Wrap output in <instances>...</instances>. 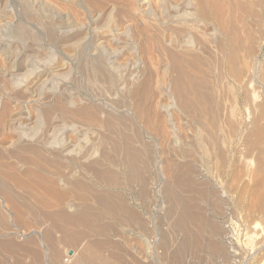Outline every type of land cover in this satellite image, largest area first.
I'll list each match as a JSON object with an SVG mask.
<instances>
[{
    "label": "bare ground",
    "instance_id": "bare-ground-1",
    "mask_svg": "<svg viewBox=\"0 0 264 264\" xmlns=\"http://www.w3.org/2000/svg\"><path fill=\"white\" fill-rule=\"evenodd\" d=\"M84 1H86V3L88 4L87 6L89 9V13L91 14L90 17H92V18H90V17H89L90 19L86 18L88 21L85 20V23L81 22L82 24H80L79 20L75 18V20H78V23L76 24L75 23L76 21H74L73 24L75 23L74 26L77 25V27H74L75 29L65 28V30L66 29L67 30L61 32V34L63 36L67 37V36L71 35L72 33H74V32L76 33L77 31H79L80 34L84 35L83 38H81L83 35L82 36L79 35V37H80L79 40H80V43L82 45H81V47L75 46L73 49L72 48L73 42L71 40V43L70 42L69 43L72 45V46L71 45L70 46H71V49H73V50H71L70 48H66L64 45H62V46H64L66 48L65 49L66 55H68L69 58H72L73 60H75L74 57H76V56L72 54V51H74V50L76 51V49H77V52H78L79 49H82V50L87 49L86 50L87 54H86V56H84V60H83V61H85L83 63L84 65H82L80 67L81 72H83V77L86 76L90 81L92 80L95 83L97 81V82H99V85H100V83L103 84V88H102L103 90L100 87L99 88L101 89L100 91H104V93L108 94L107 104L113 105L118 110L121 109L122 114L120 116H117V117L112 116L111 113H107V112L105 113L104 112L105 108H103L104 109V111H103L101 108L102 106H99V107L98 106H90V107L82 106L85 108H80V107H77L76 100L73 101L70 97H66L65 95H63L66 97V98H64L63 96L59 95L60 93L57 94V92H63V91L59 87V88H57L58 91L56 92V88H55V90L53 89L54 85L52 84L51 79L53 77H56V76L57 77L63 76L62 71H65V69H66L63 60L59 56H57V54H55V55L53 54V57L50 60V62L48 59L49 56H47V54H46L47 58L43 57V60H44V58H46L48 60L45 59V62L42 61L43 63L42 64L40 63L39 67H35V68H33V65L30 64V62L32 61L31 60L32 58L30 59L31 61L29 60L30 62L26 61V63L23 64L24 68L20 67L19 64H16L15 61H12V60H11L12 62H10V65L8 68H5L4 65H6V64L0 65V80H2L5 89L8 91V94H6L7 96H4L5 98L0 100V138H1V141H4L3 144H5V142H7L9 140L10 134L16 133L15 132L16 127L19 129L21 128L23 131L34 129L35 130L34 132H36L37 131L36 127L41 128V130H42V132L37 131L41 135H39L36 138H35L34 134L29 135V132L27 131L24 133L25 135H22V133L20 134V132H19V135L15 136L16 137L15 140H13V141L10 140V143L13 144V148H14V152L10 155V157L15 158V160H17V164L20 165L21 167L31 166V169H25L26 168L25 167L24 169H21L19 171V174H18L17 172H14V170L18 169L17 167H15L16 169H13L12 168L13 166L11 167V165L10 166L7 165L5 167L3 165L4 163L2 164V162H0V230H6L4 235H3L2 231L0 232V233H2V235L0 234V237H2V238L4 237V239L6 238L5 240H3L2 238H1L2 240H0V254H2L3 252H5L7 254H11L13 256V261L10 264H24L25 263L24 260H26V259H29L31 264L34 263L35 261H37L36 264H38L39 258L41 259L42 264H67L68 260H65L64 257H62V253L60 252L58 247H56L57 242L62 241L63 243H66V245H67V243L68 244L71 243L72 244L71 246H73L74 244L78 243V241L82 238L83 235H86V234L82 233L83 232L82 228H81L82 229L81 233L79 231L77 233H74V234H72V232L68 233V231L65 230L66 226L68 225V223H67V225L65 226V229L61 228V230H59L60 238L58 239V237H57V240H56V238H55L56 236H54L52 234L53 231L50 232V229H52L53 227L50 226L49 230H45V229L42 230L41 229L43 223H42V225H40L38 223L39 222L41 223L42 220L41 221L39 220L38 223L37 222L33 223L31 221L26 222L25 220H22L23 217L21 218V216H23V215L22 214L20 215V212L23 211L25 208L23 207V210L20 209L21 211L19 212V209H18L19 205H17L18 202L15 201L17 199L15 197H13V195H14L13 193L15 191L12 192V195H10V193H8L9 192L8 190L10 188H11L10 191L12 190V186L16 187V188L18 187L19 189L24 188V190H26L25 188H27V190L29 189L31 191V194L33 192V194L35 195L34 199H36V201L35 200L34 201L37 204L40 203L42 206L44 205L47 207H50L51 205L52 206L56 205L57 207H59L60 208L59 210L55 208V210H58L55 213H51L52 211H54V209L51 211L50 209L47 210V207L46 208L42 207L43 209H45L47 211H49V210L51 211V212H48L50 214H48L45 211V215L44 214L43 215H44V219H46V220L52 222V224H54V227H55L56 222L59 223V221L60 222H66L67 221V222L74 224L75 227L77 225H79V226L86 228L89 231H93L95 233L104 234L106 231H109V229H107V227L105 225H102L101 222H100L101 223L100 224L97 221L98 219H100L99 213L98 214H97V212L94 213L91 211L92 209L90 210L89 208H86L85 206L79 207L81 209H79V208H77V210L74 209L76 207V206H74L76 203L74 205H73V203L76 200L84 201V200H86L88 195L90 196V194L87 195V193H86L87 189H89V187H87V185H86L87 182L84 183L82 181L80 182V180H79V181L73 182L72 184L68 183V184H70V186H68L69 187V191H68L69 193L68 194L71 193V196H72V194H75V197H73L74 195L72 196L73 197V200L71 199L72 201H74V198L76 199L73 203L69 199L72 203V204H69L70 201L67 199L68 195L66 197L67 193L65 192L66 194H64L63 191H62L63 192L62 193L60 191V189L58 188V186L60 187L59 182H61V181L65 182V181L61 180L62 178H60V177H64V175L63 176L60 175V177H59V175H57L59 177L57 179V181L50 180L49 177L46 176L48 169H45V167L43 166V165H48V167L51 168V167H54L56 165V167L60 168V165L63 166V164H64L63 160H62L63 163L60 164V158L69 159V158H67L69 156V155L67 156V154H70V153L67 151V148H68L67 146L70 143H72L74 138L71 136L73 138V140L68 139L69 135L67 136V133L69 132L68 131L69 129L66 127V120H67V118H70V119L76 118L78 121H79V119H81L86 124L85 125L86 127H87V125L92 126V127H96L97 125H99V126H102V128H106V129L107 128L109 129L111 126H113V124H117V126L119 127V124L120 125H125V124L134 125L135 123L139 122L142 124V125L141 124L140 125L145 128V131H146L145 133H148L147 132L148 129L151 130V133L152 132L154 133V135L150 136V138L155 137L157 140L160 139L162 141V143L167 142L166 140H169L172 136L173 144L175 145L173 152L170 149H169L171 151L170 153L167 151L169 153V157H166L168 155H165V157H164V155L162 153L164 159L161 163V167H162L161 177H163V181L161 183L160 188H161L162 202L165 205V209L163 211L164 213H161V214H164L165 218H167V220H168V223L164 222L166 224L165 228H162L164 226L161 227L162 231L163 232L165 231L163 233V236L159 240L156 238L155 239L158 242H161L163 244L166 243L165 245H167L168 242H166V238H168V234H167V237L165 236V234H166V232L167 233L169 232L168 231L169 229L172 230V232L174 231V233H176V234L180 233L182 235V237L178 241V248L177 247L174 248V249H177V253H175L177 258L175 260L174 259L175 257H173L172 261L175 260V262H176V263L173 262V264H182V262L184 261L183 255H184V252L186 250V247H188L189 245L190 246L196 245V248H198L197 245L200 242L199 241L200 238L199 239L197 238L198 236H197L196 231H199L200 229H202L201 228V227H203L202 222L204 224L207 223L206 219H204L206 221V223H205V221H202V219H203L202 214H204V212L202 214H200V212L196 211V208H199L200 206L199 205H198L199 207L196 206L197 202H196L195 195H194L195 193H197V195H198V193H199V195H200V193H202L201 192L202 190H200V186H207L208 182H206V178H205V176L207 174L205 176H204L205 173H200L198 175L199 172L197 173L196 172L197 170L195 171V169L193 168V165L191 166L186 161L187 158H193V159L195 158L193 156H196V154L193 153V155H192V152H194V150L198 151L200 158H214V159L219 160L220 162H225V161L229 162L230 159L228 160V158H229L228 156H229V149L231 147H232L231 149H233V148L235 149L236 147L238 148V146H240L241 148L238 151L239 156L236 157V155H235L236 153L233 152L235 154H233L230 158H241L242 156H244V154L247 155L249 152H252L253 150H255L257 152L255 154L258 155V157H257L258 159H257V163H256L257 170H255L256 173L253 172L255 174L254 175L255 176V181H254L255 183L253 182L255 184V187H254L253 192H251L252 193L251 194L252 198H250L251 205L250 206L248 205L249 207H251V209L250 208H248V209L253 210V211H258V212H260V214H261V212L264 213L262 210V204L264 201L263 200L264 199V197H263V195H264L263 194V191H264V84L260 85V93L257 97L258 100L248 99V89L250 88V85L254 82V79L256 77L257 68H258L257 66L259 64L258 58H259V54L261 53V49H262L261 47H262V45H264V34L261 32L260 34L258 33V35H257L255 32L254 26L251 25V22L249 23L246 20L247 17H251V19H252L253 14H254L252 5L255 2H251L249 0H247V2H246V0H244L245 2L244 1H242V2H240V1L239 2H237V1L231 2L229 0H132L129 2H123V0L122 1L121 0H84ZM253 1H255V0H253ZM257 1H256L257 2L256 5L260 4V5H263V7H264V0H257ZM84 8H86V7H84ZM255 10H256V8H255ZM261 10H263V9H261ZM233 11H234V14L237 13L235 11L239 12V14H238L239 18L238 19H239V23H240L239 24L240 29H238V27H236V25L233 23L235 21H232L230 18L231 16H233L231 14V13H233ZM228 12H229V14H228ZM262 13H264V11ZM226 14H228V16ZM104 15L107 16V18L105 17L107 20H109L110 18L112 19V21H111L112 24L110 25V23H111L110 22L109 25L104 24L105 26H103V27L101 26L100 28H95V27L92 28V23L96 22L99 18H101ZM7 16H9V15L7 14ZM258 16H256V17H258ZM5 17H6V15H5ZM83 18H85V17H83ZM234 18H233V20H234ZM59 19H60V17H59ZM248 19L250 20V18H248ZM253 19H254V17H253ZM255 19L253 21L252 20H250V21H252L253 23H256V22H254ZM258 19L256 21H260ZM61 20H62V18H61ZM0 21H4V19L2 18V20H0ZM5 22H6V20H5ZM57 22L62 25V23L65 21H62V23H61V21L59 22L57 20ZM106 22L107 21H105V23ZM257 23H260V22H257ZM20 25H21V23H20ZM262 25H263V23H262ZM62 26H61V28H62ZM255 26H257V25H255ZM50 27H51V25H50ZM56 27L59 28V25L56 24ZM62 29L64 30V28H62ZM59 30H60V28H59ZM84 30H86L85 33H83ZM15 31H18L17 34H19V35H23L25 33V32L23 33V31H25V30L23 29V31H22L21 28L15 29ZM46 31L48 32V30H46ZM239 32H241L243 34V36H241V33H239ZM48 33H50V31ZM51 34H53V33H50L49 35H51ZM16 35H14V36H16ZM28 36L31 37L32 36L31 33L29 35H27V38H28ZM34 36H36V35L34 34ZM31 38H33V40H34L33 36ZM71 39H72V37H71ZM61 40H63V39H61ZM79 40L77 39V42ZM50 42H51V40H50ZM77 42H75V43H77ZM51 43H53V41ZM62 43L63 42H61V44ZM75 43H74V45H75ZM86 43H88V46L85 45ZM67 45L69 46V44H67ZM259 45H261V46H259ZM77 46H79V45H77ZM37 50L38 49H36V51ZM81 51L79 50V52H81ZM38 52L41 53V51H38ZM240 52H241V55H240ZM50 53L52 54L53 52H50ZM32 54H35V53H32ZM41 54L43 56V52ZM36 55H37V53H36ZM79 55H80V53H79ZM38 56H37V58H38ZM44 56H45V54H44ZM10 57L13 58V56H10ZM33 57H35V56H33ZM17 58L18 57H15L16 60H17ZM262 58H261L262 60L260 63L262 65V67H261L260 72L262 75V79H264V52L262 54ZM23 59H25V58L23 57ZM26 59H28V58L26 57ZM38 60H34V61H38ZM80 61H81V59L78 62H80ZM8 64H9V62H8ZM80 64H82V63H80ZM80 64H79V66H80ZM217 65L222 66L224 68V69L223 68L218 69L219 71L222 70L220 72L221 76L219 79L224 80L225 83L228 86L231 85V88L233 89L234 95L232 97V100L231 101L226 100L227 102L232 103L230 109H227L225 107V105L223 104L224 101L223 102L222 101L216 102V101H214V99H212V96H211V94H212L211 92H213L214 90L211 91L212 88L211 87H210L211 89L209 88L207 77L209 76V73L211 71L210 70L211 67L217 66ZM1 66H4V67H1ZM75 67H76V65H75ZM69 70L67 69L66 72H68ZM213 73H210V74H213ZM66 74H69V73H66ZM218 75H220V74H218ZM212 76L210 75L211 78H212ZM258 76H260V75H258ZM65 78H66V76H65ZM55 79H57V78H55ZM62 79H64V76L62 77ZM88 79H85V80H88ZM219 79L216 81L211 79L210 81L211 82H212V80L214 82L218 81L217 83H219ZM55 84H57V82ZM219 84H218V86L221 85V84L220 85ZM257 84L258 83H256L255 85H257ZM58 85H59V83L57 84V86ZM212 85L213 84H211V86ZM253 85H254V83H253ZM213 87H215V86H213ZM222 87H223V85H222ZM224 87H223V89H224ZM219 88L220 87H218L217 91H219ZM63 90H64V88H63ZM220 92L222 93V89ZM227 92H229V91H227ZM101 93H103V92H101ZM224 94H228V93H226V91H225ZM221 96H223V93ZM228 96H224V97L226 98ZM30 98L33 99L31 105H32L34 115H32V114L29 115V114H27V111H25V106H27V104L29 103L28 101H30ZM219 98H220V96H219ZM75 99H77V98H75ZM243 105L246 106L245 108H247L248 110L252 109L255 111V116H250V118L251 117H254V118L251 121L250 126L251 125L252 126H251L250 130H248L249 131L248 135H246L247 133L245 132L246 136L243 134V131L246 130L248 127H246V129H243V126H242L241 121L239 119L240 118L239 117L240 116V107ZM247 112L249 113V111H247ZM252 114H253V112H252ZM99 115L101 117H99ZM172 116L175 119H178L177 121L173 120L178 125H177V127L175 125V129H174L175 133H172L173 130H172V132L170 131L171 136L169 138V131H167L166 129L169 128L171 130V128L173 129V127H172V124H170L169 127L166 126L167 128H165L164 125H167V124H165L164 119L165 118L173 119V118H171ZM76 119H75V122L73 119L74 124L77 123ZM170 121H172V120H170ZM79 123H80V121H79ZM82 125H83V123H82ZM74 127L72 126L73 129H74ZM113 127H116V126H113ZM128 127H130V126H128ZM128 127H127V129H128ZM143 127H141V128H143ZM119 128H117V129H119ZM114 129H116V128H114ZM75 130H77V128H75ZM128 130H131V129H128ZM73 132L74 131H72V133ZM121 132H122V136L120 138L116 137V138L120 139L121 142H123V146L121 147V149L118 147V149H120V151H117V148L115 146H113L112 144L110 146V147L113 146V148L116 149V152H118V154H117L118 158H114V160L109 159L104 154L106 151L104 152V150H103L102 154L100 153L98 155L99 159H97L95 161L93 160L94 162L92 161L91 163H88L87 165H83L85 167V169L82 171L87 170V172L88 171L91 172V174L95 177V179L100 184L107 185L108 187H113V186L120 187L122 185V181H121L122 178H124L125 181L130 180L132 182L133 180H135V181L137 180L140 183H143V181H141L142 180L141 179V173L143 175L142 171L144 168L142 169V167L145 165V163L143 162V160H141L140 157H142V156L140 155V153L143 152L144 150L143 151L141 150V152H139V150H137L135 147L136 145L131 144L132 142H135V141H132L129 143V141L134 140V139L128 138L129 133H127L128 137H126V135L123 133L122 130H121ZM121 132H120V130H118V133H121ZM54 133H59L57 135V137L58 138L61 137V141L57 145H53V141H54L53 139H56L55 137H53ZM72 133H71V135H72ZM113 133L115 134V132H113ZM137 133L135 132V134H136L135 137L137 136ZM151 133H149V135L153 134V133L152 134ZM75 134L77 135L76 132H75ZM123 134L125 136H123ZM78 135H77V139L79 137ZM115 135H117V134H115ZM118 136H120V135H118ZM99 137L101 138L102 136L101 135L98 136V139H99ZM104 137H105V135L103 136V138ZM139 138H141L140 135H139ZM12 139H14V138H12ZM187 139L189 141H187ZM107 140H109V139H107ZM89 141H91V140H89ZM94 141H96V139L93 140V142ZM101 141H106V140H101ZM139 141L141 142V140H139ZM146 141H144V142H146ZM152 141H154V140H152ZM169 141L171 142V140H169ZM169 141H168V143H169ZM73 142L77 143L75 141H73ZM114 143H116V141ZM168 143H166V144L168 145ZM100 144H101V142H100ZM117 144H118V142L115 145H117ZM142 144H145V143H142ZM92 145L94 146L95 144H92ZM101 145H103V144H101ZM146 145H147V143H146ZM146 145H144V146L146 147ZM69 146L71 147L72 145H69ZM147 146H149V145H147ZM72 147H71V150H73ZM168 147H169V145H168ZM172 147H173V145H172ZM69 148H68V150L70 151ZM165 148H166V146H165ZM92 149L95 151L94 147ZM86 150H87V148L85 149V151ZM111 150H114V149L111 148ZM165 150L163 152H165ZM107 151L109 152L108 148H107ZM73 152L74 151H72L71 154ZM98 152H100V150ZM74 153H73V155H74ZM89 153H90V150L88 148V150L84 153L83 156H81L80 159L82 160L83 158H89L90 156L93 157L95 155V152L93 155H91ZM171 153L173 155L172 157L170 156ZM76 154H77V152H76ZM113 155L114 154L112 152V156ZM248 156H250V155H248ZM72 157H74V156H72ZM92 157H90V158H92ZM115 157H116V155H115ZM250 157H252V156H250ZM1 158L3 159L4 156H3V154L0 153V161L2 160ZM106 158H108V159H106ZM145 158H148V157L146 156ZM171 158H176V159H171ZM80 159H79V161H81ZM71 160H72V158H71ZM144 160L146 161V159H144ZM67 161H69V160H67ZM74 161L76 162L75 159H74ZM105 161L110 164L108 167L104 166ZM141 161L143 162L142 167L140 166L142 164H139V163H141ZM188 161H190V159H188ZM88 162H90V161H88ZM212 163H213V161H212ZM84 164H85V162H84ZM70 165L72 166L71 163H70ZM74 165H76V164L74 163ZM74 165L72 166L73 168H74ZM111 165L113 166V168L115 170L112 169ZM236 165L238 167V164H236ZM83 166L81 165V167H83ZM7 167H11L13 170H10ZM207 167H208V165H207ZM229 167H231V166H229ZM67 168H65L64 170H67ZM69 168L71 169V167H69ZM69 168H68V170H69ZM78 168H76V169H78ZM211 168H212V166H211ZM217 168H219V166ZM227 168H228V166H227ZM61 169L62 170L60 171V174H61V172H63V167ZM72 169H71V174H72ZM215 169H216V167H215ZM242 169L244 171V168H242ZM221 170H223V169H221ZM231 170H232V168H231ZM234 170H235V168H234ZM82 171L80 172V175H81ZM218 171H219V169H218ZM49 172L51 173L52 171H49ZM55 172H56V174H58L57 171H54V173ZM69 172L70 171H68V173ZM73 172H75V171H73ZM231 172H230V174H231ZM85 173H86V171H85ZM233 173H235V171ZM82 174H84V173H82ZM230 174H228V175H230ZM237 174H236V176H237ZM52 175H53V173H52ZM68 175L72 176V175H70V173ZM221 175H222V173L220 174V176ZM243 175H244V172H243ZM55 176L56 175H54V179H55ZM244 176H246V174ZM223 177H221V178H223ZM252 177H253V175H252ZM230 178H228V181L230 183H234V182L229 180ZM232 178H233V176H232ZM78 179H80V178H78ZM224 181H221V182L224 183ZM236 181L238 182V179ZM140 183H138V185H141ZM235 183L231 184V185H235ZM239 183H241V182H239ZM66 184H65L66 187L65 186H62V187H65L68 189V187H67L68 184L67 185ZM225 184H227V183H225ZM225 184H224V186H226ZM63 185H64V183H63ZM88 186H90V185H88ZM128 186H130V182H129ZM227 186H228V184H227ZM235 186H233V187H235ZM210 187H212V186H210ZM141 188H140V190H142V192L144 194V192H146V190H143L144 189L143 186ZM212 188H214V187H212ZM219 189L222 190L221 188H219ZM235 189H237V188L235 187ZM239 189H238V192L239 191L244 192L241 189L240 190ZM242 189L244 190V188H242ZM21 190H23V189H21ZM91 190L93 191L92 188H91ZM138 190H139V188H138ZM229 190H232V189H229ZM206 191H208V190H206V188H205V192ZM25 192H27V191H25ZM133 192H135V190ZM218 192H219V190H218ZM218 192H216V190H215L216 194H218ZM225 192H227V191H225ZM235 192L236 191H234V193ZM27 193L29 195V192H27ZM94 193L96 194V192H94ZM119 193H121V192H119ZM229 193H230V191H229ZM247 193H249V192H247ZM37 194L38 195L40 194L39 197L37 196ZM137 194H138V192H137ZM141 194H139V195L141 196ZM15 195H17V194H15ZM241 195H238V196L241 197ZM18 196H20V195H18ZM145 196H147V195L145 194ZM206 196L207 195H205V197ZM224 196H225V194H224ZM226 196H227V194H226ZM226 196H225V199H226ZM29 197H30V195H29ZM92 197H94L93 201L95 199L96 205H98L100 208L108 211L113 216L116 215L119 210H123V212L125 211L126 215L125 216L123 215V217H126V219H127L126 221L128 222V225H129V226L127 225V227H129V231L128 230L127 231L129 233V235H131L132 237L133 236L134 237L139 236L138 237L139 239L142 238V237H140L141 236L140 234L144 231L143 230L144 228L142 227V225H143L142 221H141L142 219L140 220V218H138V216H136L131 210H129L128 207L125 208L123 206L124 204L121 202L120 196L116 192L114 194H111L110 191L109 192H102L101 191ZM69 198H70V196H69ZM214 198H215V196H214ZM241 198H240V200H241ZM203 199H204V197L202 198V200ZM46 200L49 202L51 201V202L49 203ZM89 200H92V199H89ZM144 200H145V198H144ZM217 200L219 201V197ZM136 201H137V199H136ZM200 201H201V199H200ZM204 201H205V199H204ZM248 201H249V199H248ZM206 202H207V200H206ZM22 203H24V202L22 201ZM22 203H20V206ZM32 203H34V202L32 201ZM36 203H34V204H36ZM51 203H53L54 205ZM214 203L212 202L213 205H210V206L216 207L218 205V204L214 205ZM245 203L247 204V202H245ZM27 205H28V203H27ZM29 206H30V204H29ZM52 206L50 208H53ZM65 206H66V208L68 207V210L73 211L72 209H74L75 211H73V212L70 211L71 213H70V215H68V213L64 212V210H63L65 208ZM21 207H19V208H21ZM218 208H219V206H218ZM37 209H38V207H37ZM201 209L202 208H200V210H198V211H201ZM245 210H246V208H245ZM8 211L13 213L12 216H13L14 220L13 219L12 220H13V223H15V225L18 224L17 226H19L20 224H22L23 232H21V236L26 237L27 240L24 239L26 241L23 242L25 244H19L18 242H16L17 237L15 238L16 241H14L13 236L18 235L17 230H16L17 231L16 232V231H12L10 229H7L6 227H8V226L5 227V222H6L5 216H6V212H8ZM33 211H35V207H34ZM32 212L31 213L27 212V213H30V216H32L31 215ZM42 212H44V210ZM251 213H253V212L251 211ZM33 214L35 215V212ZM39 214L37 213V215L41 218L43 215L41 216ZM120 214H123V213H120ZM120 214L119 215L117 214V216H120ZM37 215H35V216L38 217ZM249 215H250V212H249ZM27 216H28V214H27ZM205 216H207V215H205ZM40 218H37V219H40ZM161 218H164V217H161ZM46 220H45V222H46ZM32 221H34V220H32ZM143 221H145V220H143ZM162 221H161V224H162ZM63 224H65V223H63ZM165 224H163V225H165ZM15 225H13V226H15ZM36 225H38V227ZM44 225H45V223H44ZM59 225H61V223ZM206 225H208V224H206ZM215 225L209 224V226H208L209 230L208 229L207 230L210 233L209 234L210 237L207 239V242L205 243V245H206L205 248H207V250L209 251V254L211 256L217 258L218 264H224V263L228 262L229 255H228V253H226L224 251L222 243L219 241L220 235L218 234L217 230L215 229L219 225L218 224H217L218 226H215ZM39 226H41V227H39ZM57 226H58V224H57ZM214 226H215V228H214ZM33 227H35V229H32ZM133 227H134V230H133ZM151 227H152V225H151ZM166 227L168 228V230H166ZM37 228H40L43 232L41 234H39V231L37 230ZM79 229L80 228H78V230ZM203 229H205V227ZM145 230H146V228H145ZM57 231H58V229H57ZM127 231H125V232H127ZM200 232H201V230H200ZM203 232L204 231L202 230V233ZM112 233L114 235H117V233L114 231H112ZM87 234H88V232H87ZM143 234H145V232H143ZM176 234H174V236ZM205 234H207V233H205ZM90 235H91V233H90ZM90 235H89V237L92 236V235L91 236ZM155 235H158V234H155ZM36 236H38L39 239ZM121 236L123 237L124 235L122 234ZM206 236H208V235H206ZM93 237H94V235H93ZM137 237L133 238V239H137ZM169 237H172V235ZM175 238H176V236H175ZM85 239L87 240L88 237H85ZM133 239H132V241H133ZM177 239H179V238L177 237ZM89 240H90V238H89ZM82 241L80 240L79 242H82ZM134 241L132 243H134ZM87 242H88V240H87ZM139 242H142V241H139ZM112 243H114V241ZM112 243L110 242V244H112ZM161 243H160V245H162ZM58 244H60V243H58ZM86 244L89 247V244L88 243H86ZM115 245H116V242H115ZM147 245H148V243H147ZM150 245H148L147 249H145L142 246L145 250H143L142 247L140 249L143 251H141V250L139 251V249H135L136 247L134 248L135 251H133V255L131 254L132 257L130 256L132 259V261H131L132 264H153L152 259L154 258L155 254H158V252H157L158 249H157V246H156V248L152 246L153 243L151 245L152 247H150ZM76 246H78V245H76ZM93 246H94V244H93ZM168 246L170 247L171 245H168ZM172 246H175V244ZM111 247H113V246H111ZM132 247H134V246L132 245ZM75 248L77 249V247H75ZM193 248L195 249V247H193ZM76 249L70 250V251H67V250L64 251L67 254V257L71 260L70 261V262H72L71 264H78L81 261V257L77 256ZM110 249H113V248H110ZM116 249H118V248H116ZM198 249H200V248H198ZM201 249H203V248H201ZM39 250H40L41 256H40V254L38 255ZM84 250L86 251V249H84ZM167 250H169V248ZM191 251H193V250L191 249ZM203 251H204V249H203ZM111 252H113V251H111ZM165 252H167V251L165 250ZM174 252H175V250H174ZM174 252H171V253H174ZM196 252H200V251L197 250ZM117 253H119V252H117ZM163 254L165 255L166 253H163ZM196 254H198V253H196ZM118 255H120V254H118ZM61 257L65 261L64 260L61 261L60 260ZM101 257L103 258V256H101ZM160 257L162 258V256H160ZM164 258H162V259H164ZM102 260L105 261V259H102ZM114 261H116V260H114ZM119 261H120V259H119ZM101 263H103V262L101 261ZM0 264H7V263H5L4 261L1 260Z\"/></svg>",
    "mask_w": 264,
    "mask_h": 264
},
{
    "label": "rangeland",
    "instance_id": "rangeland-1",
    "mask_svg": "<svg viewBox=\"0 0 264 264\" xmlns=\"http://www.w3.org/2000/svg\"><path fill=\"white\" fill-rule=\"evenodd\" d=\"M122 1V0H121ZM129 1H132V0H123V2H129ZM229 1H231V2H242V1H244V0H229ZM249 1H251V2H255V3H253V5H252V8H253V11H254V14L256 15V16H258L259 14V16L258 17H256L254 14H253V17H254V19H255V21L254 22H260V23H253L252 21L254 20L253 19V17H252V19H251V17H247L246 18V20L250 23L251 22V25L252 26H254V29H255V32H256V34L258 35V33L260 34L261 32L264 34V13H262L263 11H264V7H263V5H260V4H258V5H256V3L258 2L257 0H255V1H253V0H249ZM257 1V2H256ZM53 2V3H52ZM81 2V3H80ZM245 2V1H244ZM246 2H247V0H246ZM55 4V5H54ZM62 5V6H61ZM78 5V6H77ZM88 4L86 3V1H82V0H0V20H2V18L4 19V21H0V65H4V64H6V65H4L5 66V68H8L9 67V65H10V62H12V61H15V63L16 64H19V66L20 67H22V68H24L23 67V64L24 63H26V61L27 62H30L31 60V62H30V64H32L33 65V68H35V67H39V65H40V63L42 64L43 62H45V59L47 58L46 57V54H47V56H49L48 57V59H49V62H50V60L52 59V57H53V54L55 55V54H57V56H59L62 60H63V62H64V64H65V67H66V69H65V71H62V73H63V76H64V79H62V77L63 76H59V77H53L51 80H52V84L54 85L53 86V89L55 90V88H56V92L58 91V89L57 88H61V90L63 91V92H57V94H59V95H61V96H63V95H65L66 97H70L73 101H75L76 100V102H77V107H80V108H85V107H82V106H86V107H90V106H102L101 108H102V110L104 111V109L103 108H105V113L107 112V113H111L112 114V116H120L121 114H122V110L120 109V110H118L116 107H114L113 105H109V104H107V96H108V94L107 93H104V91H100L102 88H103V84H101L100 83V85H99V82H97L96 81V83L94 82V81H90L85 75V77H83V72H81V70H80V67L82 66V65H84L83 63L85 62V61H83L84 60V56H86V50L87 49H84V50H82V49H79L81 52H79V50H78V52H77V49H76V51L74 50V51H72V54L73 55H75L76 57H74V59L75 60H73L72 58H69V56L68 55H66V53H65V49L66 48H70L71 49V46H72V48L74 49V47L76 46V47H81V43H80V40H79V35L80 36H82L83 34H80L79 33V31H77L76 33L74 32V33H72L71 35H69V36H63L62 34H61V32L62 31H66L65 30V28H71V29H75L74 27H77V25L76 26H74L75 25V23L77 24L78 23V20H79V23L80 24H82L81 22H83V23H85V20H87V19H90V18H92V17H90L91 16V14L89 13V9H88V6H87ZM66 6V7H65ZM84 7H86V8H84ZM255 8H256V10H255ZM62 9V10H61ZM261 9H263V10H261ZM235 12H237V13H235L234 14V11H233V13H231L233 16H231L230 18H231V20L232 21H235V22H233L235 25H236V27H238V29H240V23H239V12L238 11H235ZM58 13V14H57ZM3 14V15H2ZM7 14L9 15V16H7ZM90 14V15H89ZM228 14H229V12H228ZM228 14H226L227 16H228ZM230 14V15H231ZM5 15H6V17H5ZM67 15V16H66ZM3 16V17H2ZM43 16V17H42ZM93 16V15H92ZM5 17V18H4ZM42 17V18H41ZM59 17H60V19H59ZM83 17H85V18H83ZM90 17V18H89ZM107 18V16L106 15H104V16H102L101 18H99L96 22H94V23H92V28H100L101 26L103 27V26H105L104 24H107V25H109V23L112 21V19L110 18L109 20H107L106 18ZM235 17V18H234ZM237 17V18H236ZM10 18V19H9ZM61 18H62V20H61ZM66 18V19H65ZM75 18L76 19H78V20H75ZM87 18V19H86ZM233 18H234V20H233ZM248 18H250V20H252V21H250ZM259 18V19H258ZM81 19V20H80ZM84 19V20H83ZM260 20V21H256V20ZM5 20H6V22H5ZM44 20V21H43ZM56 20V21H55ZM57 20L60 22L61 21V23H62V21H65V22H63L62 23V25L61 24H59L58 22H57ZM104 20V21H103ZM46 21V22H45ZM74 21H76L74 24H73V22ZM88 21V20H87ZM86 21V22H87ZM105 21H107L106 23H105ZM48 22V23H47ZM2 23V24H1ZM20 23H21V25H20ZM23 23V24H22ZM53 23V24H52ZM55 23V24H54ZM71 23V24H70ZM262 23H263V25H262ZM19 24V25H18ZM56 24H58L59 25V28H60V30H59V28H57L56 27ZM98 24V25H97ZM112 24V22L110 23V25ZM254 24V25H253ZM50 25H51V27H50ZM53 25V26H52ZM95 25V26H94ZM97 25V26H96ZM106 25V26H107ZM255 25H257V26H255ZM261 25V26H260ZM25 26V27H24ZM61 26H62V28H64V30L61 28ZM263 26V27H262ZM8 27V28H7ZM47 27V28H46ZM49 27V28H48ZM58 29H56V28ZM6 28V29H5ZM18 28H21L22 29V31H23V29L25 30V31H23V33L26 35H19V34H17L18 33V31H15V29H18ZM55 30H54V29ZM20 30V29H19ZM46 30H48V32L50 31V33H53V34H51V35H49L50 33H48ZM69 30V29H68ZM56 32V33H55ZM86 32V30H84L83 31V33H85ZM28 33V34H27ZM31 33V35L34 37V40H33V38H31L30 36H28V38H27V35H29ZM239 33H241V32H239ZM17 34V35H16ZM34 34L36 35V36H34ZM57 34V35H56ZM14 35H16V36H14ZM49 35V36H48ZM77 37H76V36ZM19 36V37H18ZM25 38H23V37ZM48 36V37H47ZM56 36V37H55ZM62 36V37H61ZM72 37V39H71V37ZM241 36H243V34L241 33ZM18 37V38H17ZM22 37V38H21ZM48 39H47V38ZM70 39H69V38ZM84 37V35L81 37V38H83ZM27 38V39H26ZM52 38V39H51ZM63 39V40H61V39ZM79 40L78 42L80 43H78L77 42V39ZM39 39V40H38ZM54 39V40H53ZM50 40H51V42L53 41V43H51L50 42ZM66 40V41H65ZM68 40V41H67ZM71 40H72V42H73V44L71 45L70 43H71ZM76 40V41H75ZM77 42V43H75V42ZM61 42H63L62 44H61ZM70 42V43H69ZM74 43H75V45H74ZM67 44H69V46L67 45ZM261 44V43H260ZM53 45V46H52ZM62 45H64V46H62ZM71 45V46H70ZM77 45H79V46H77ZM86 46H88V43H86L85 44ZM259 46H261V45H259ZM258 46V47H259ZM63 47V48H62ZM38 49L37 51H36V49ZM83 48V47H82ZM262 49H261V53L259 54V58H258V60H259V64L261 63V60L263 59L262 58V54H263V52H264V45H262V47H261ZM34 49V50H33ZM50 49V50H49ZM73 49H71V50H73ZM63 50V51H62ZM36 51V52H35ZM38 51H41V53L43 52V56H42V54L40 53V52H38ZM59 53H57V52ZM263 51V52H262ZM49 52V53H48ZM50 52H53L52 54L50 53ZM63 52V53H62ZM77 52V53H76ZM85 52V53H84ZM32 53H35V54H32ZM36 53H37V55H36ZM39 53V54H38ZM79 53H80V55H79ZM82 53V54H81ZM12 54V55H11ZM32 54V55H31ZM41 54V55H40ZM44 54H45V56H44ZM62 54V55H61ZM78 54V55H77ZM27 55V56H26ZM41 57H39V56ZM240 55H241V52H240ZM10 56H13V58L12 57H10ZM33 56H35V57H33ZM37 56H38V58H37ZM65 58H64V57ZM81 59V61L80 62H78L80 59L78 58V57ZM82 56V57H81ZM15 57H18L17 58V60L15 59ZM20 57V58H19ZM23 57L25 58V59H23ZM26 57L28 58V59H26ZM30 57V58H29ZM43 57H46V58H44V60H43ZM12 58V59H11ZM22 58V59H21ZM32 58V59H31ZM40 58V59H39ZM262 58V59H261ZM19 59V60H18ZM31 59V60H30ZM39 59V60H38ZM48 59H46V60H48ZM12 60V61H11ZM22 60V61H21ZM30 60V61H29ZM34 60H38V61H34ZM70 60V61H69ZM73 60V61H72ZM2 61V62H1ZM41 61V62H40ZM43 61V62H42ZM8 62H9V64H8ZM20 62V63H19ZM33 62V63H32ZM38 64H37V63ZM48 62V61H47ZM14 63V64H15ZM80 63H82V64H80ZM22 64V65H21ZM74 64V65H73ZM79 64H80V66H79ZM161 64V63H160ZM258 64V68H257V74H256V77H255V79H254V85H253V83L250 85V88L248 89V99H255V100H258V95H259V93H260V85L261 84H264V79H262V75H261V72H260V70H261V67H262V65L260 64L259 65ZM13 65V64H12ZM36 65V66H35ZM38 65V66H37ZM75 65H76V67H75ZM4 66H1V67H4ZM260 67V68H259ZM4 68V69H5ZM76 68V69H75ZM78 68V69H77ZM220 68H223L222 66H219V65H217V66H212L211 67V71H210V73H213V74H210L209 73V76L207 77L208 78V84H209V88L211 89V91H213V92H211L212 94H211V96H212V99H214V101H216V102H220V101H224L223 102V104L225 105V107L227 108V109H230L231 108V102H227V101H231L232 100V97H233V95H234V93H233V89L231 88V85L230 86H228L226 83H225V81L224 80H221V79H219L220 78V76H221V71H219L218 69H220ZM69 70L68 72H66V70ZM74 69V70H73ZM224 69V68H223ZM217 70V71H216ZM23 72V71H22ZM72 72V73H71ZM21 73V72H20ZM66 73H69V74H66ZM65 74V75H64ZM217 74V75H216ZM218 74H220V75H218ZM210 75L212 76V78L210 77ZM258 75H260V76H258ZM65 76H66V78H65ZM216 76V77H215ZM218 77V78H217ZM55 78H57V79H55ZM54 79V80H53ZM85 79H88V80H85ZM211 79H213L214 81H216V80H218L219 79V83L221 84H219V83H217V82H214L213 80H212V82L210 81ZM63 80V81H62ZM224 81V82H223ZM256 81V82H255ZM259 81V82H258ZM57 82V84L59 83V85L57 86V84H55ZM92 84H91V83ZM95 83V84H94ZM256 83H258L257 85H255ZM211 84H213L212 86H211ZM218 84L220 85V86H218ZM225 84V85H224ZM222 85H223V87H224V89H223V87H222ZM213 86H215V87H213ZM252 86V87H251ZM64 88V90H63V88ZM101 89H100V88ZM218 87H220L219 88V91H217L218 90ZM5 87H4V85H3V82H2V80H0V100L1 99H4L5 97L4 96H7L6 94H8V91L5 89ZM209 89V90H210ZM221 89H222V93H223V96H221L222 95V93L220 92L221 91ZM103 90V89H102ZM224 90V91H223ZM100 91V92H99ZM225 91H226V93H228V94H224L225 93ZM227 91H229V92H227ZM231 91V92H230ZM101 92H103V93H101ZM220 94H219V93ZM217 95H216V94ZM215 95V96H214ZM229 95V96H228ZM65 96H63L64 98H66ZM219 96H220V98H219ZM224 96H228V97H224ZM2 97V98H1ZM223 97V98H222ZM74 98V99H73ZM75 98H77V99H75ZM229 98V99H228ZM223 99V100H222ZM227 100V101H226ZM32 101H33V99L32 98H30V101H28L29 103L27 104V106H25V111H27V114H29V115H34V112H33V109H32ZM229 104H227V103ZM79 104V105H78ZM106 104V105H105ZM108 105V106H107ZM105 106V107H104ZM110 106V107H109ZM113 106V107H112ZM229 107V108H228ZM246 106H241L240 107V121H241V124H242V126H243V129H246V127H248L246 130H244L243 131V134L245 135V132L247 133L246 135H248V133H249V131L248 130H250V128H251V126H250V124H251V121L253 120V118L254 117H251L250 118V116H255V111L254 110H248L247 108H245ZM108 110V111H107ZM243 111V112H242ZM247 111H249V113L247 112ZM253 112V114H252V112ZM33 112V113H32ZM120 113V114H119ZM248 116V117H247ZM99 117H101L100 115H99ZM244 117V118H243ZM171 118H173V119H169V118H165L164 119V122H165V124H167V125H164V127L165 128H167V127H169L170 126V124H172V127H173V129L171 128V130L169 129V128H167L166 130L167 131H169V138H170V136H171V134H170V131L172 132V130H173V132L172 133H175V125H176V127H177V123L176 122H174L175 120L177 121L178 119H175L173 116L171 117ZM70 118H67V120H66V127L69 129L68 131V133H67V136H68V139H72L73 140V138H74V140L73 141H75V142H77V143H74L72 140V143H70L69 145H72L71 147H72V149L73 150H71V147L68 145L67 147L70 149V151L68 150V148H67V151L71 154V152L72 151H74L73 153H74V155H73V153L70 155V154H67V158H69V159H66V158H60V164H62L63 163V161H64V164H63V166L62 165H60V168L59 167H56V165L54 166V167H48V165H43L44 167H45V169H48L49 171H52L51 173L47 170V173H46V176L47 177H49V179L50 180H53V181H57V179L60 177V175H64V177H60V178H62L61 180H63V181H65L67 184L68 183H73V182H76V181H79L80 180V182L82 181V182H84V183H86V185H87V187H89V189H87V195L88 194H90V196L88 195V197L86 198V200H84V201H78V200H76L75 198H74V201H72L73 200V197H75V194H72V196H71V193L70 194H68L69 192V187L68 186H70V184H66L65 182H59V185H60V187L58 186V188L60 189V191L62 192H64V194H66V197H67V195H68V197H67V199L69 200H71L72 201V203H73V205L74 206H76L74 209L75 210H77V208H79V207H81V206H85L86 208H89L92 212H97V214L99 213V216H100V219H98L97 221L100 223H102V225H105L106 227H107V229H109V231H106L104 234H101V233H95V232H93V231H89L88 229H86V228H83V227H81V226H79V225H77L76 227H75V225L74 224H72V223H70V222H60L59 221V223L58 222H56L55 223V227H54V224H52V222H50V221H48V220H46V219H44V215H45V211L48 213V212H51L53 209H54V211H52L51 213H55L56 211H58L60 208L59 207H57L56 205H54L53 203H51V204H53L54 206H52L51 204V206L53 207V208H50V207H47V206H42L40 203H36L35 201H36V199H34V197H35V195L33 194V192H32V194H31V191L29 190H27V188H25L26 190H24V188H16V187H13L12 186V190L10 191V189L8 190L9 192L8 193H10V195H12V192H14L13 194L15 195V194H17V195H13V197H15L17 200H15L16 202H20V203H22V201L25 203H22L21 204V206H20V203L18 204L17 203V205H19V207H21V208H19L18 207V209H19V212L21 211V210H23V207L25 208L23 211H21L20 212V215L22 214L23 216H21V218H22V220H25L26 222H28V221H31V222H39V220L41 221V223L39 222L38 224H40V225H42V223H43V225H42V230H49L50 229V226L51 227H53L52 229H50V232H52V234L54 235V236H56L55 238H56V240H57V237H58V239L60 238V234H59V230H61V228H64L65 229V226L67 225V223H68V225L66 226V231H68V233H71L72 232V234H74V233H77L78 231L81 233L82 231V229H83V234H86V235H83L82 236V238L80 239L82 242H79L78 241V243L77 244H74L73 246H71L72 244L71 243H67V245H66V243H63L62 241H59V242H57V244H56V247H58V249L60 250V252L62 253V257H64V259L65 260H68V263L71 261L68 257H67V254L64 252V251H70V250H74V249H76L75 247H77V249H76V252H77V256L78 257H81V261L78 263V264H132V259H131V257H132V255H133V251H135V249H139V251L141 250L140 248L143 246L145 249H147V247H148V245H152V243H153V247H155L156 248V246H157V249H158V254H155V256H154V258L152 259L153 260V264H173V262H175V260H176V254L175 253H177V249H174V248H178V241L181 239V237H182V235L180 234V233H174V231L172 232V230H168V228L166 227V230H168L169 232L167 233L166 232V234H165V236L167 237V234H168V238H166V242H168L167 243V245H165V244H163V243H161V242H158L156 239H160L162 236H163V233L165 232H163L162 231V228H165V226H166V222L168 223V220H167V218H165V216H164V214H161V213H164L163 211H164V209H165V205H164V203L162 202V196H161V183H162V181H163V177H161V170H162V167H161V163H162V161H163V159H164V157H165V155H168V156H166V157H169V153L172 151L173 152V149H174V144H173V140H172V136H171V138L169 139V140H171V142L169 141V140H166L167 142H165V143H162V141L160 140V139H156L155 137H152V138H150V136H153L154 135V133L152 134L151 133V130H149L148 129V133H145L146 131H145V128L143 127V126H141L142 124L141 123H139V122H137V123H135L134 125H128V124H125V125H120L119 124V127L117 126V124H113V126H116V127H113V126H111L109 129L107 128H102V126H99V125H97L96 127H92V126H89V125H87V127L85 126L86 124L81 120V119H79V121H80V123H79V121L76 119V118H71L70 120H69ZM73 119H74V122H75V119H76V122L77 123H73ZM169 119V120H168ZM113 120V119H112ZM170 120H174L173 122L172 121H170ZM167 122V123H166ZM180 122V121H179ZM178 122V123H179ZM243 122V123H242ZM82 123H83V125H82ZM176 123V124H175ZM73 124V125H72ZM141 124V125H140ZM169 124V125H168ZM174 125V126H173ZM72 126L74 127V129L72 128ZM126 126V127H125ZM128 126H130V127H128ZM136 126V127H135ZM167 126V127H166ZM99 127V128H98ZM122 127V128H121ZM127 127H128V129H131V130H128L127 129ZM135 127V128H134ZM141 127H143V128H141ZM35 128V127H34ZM75 128H77V130H75ZM93 128V129H92ZM98 128V129H97ZM114 128H116V129H114ZM117 128H119V129H117ZM137 128V129H136ZM36 130L37 131H39V132H42V130H41V128H38V127H36ZM118 130H120V132H121V130L123 131V133L126 135V137H128V134L127 133H129V139H134V140H131V141H129V143L130 142H132V141H135V142H132L131 144L133 145V144H135L134 146L136 147V149L137 150H139V152H141V150L143 151V152H141L140 153V155L143 157H140L141 158V160H143V162L145 163V167L143 166V162L141 161V163H139V164H142V165H140L141 167H142V169H143V175H142V173H141V181H143V183H140L139 181H135V180H133L132 182L129 180V181H125V179L124 178H122V185L120 186V187H115V186H113V187H108L107 185H104V184H100L96 179H95V177L91 174V172H87V170H85L86 171V173H85V171H82V170H84L85 169V167L83 166V165H87L88 163H91L93 160L95 161V160H97V159H99V154L101 153L102 154V152H103V150H104V154L109 158V159H113L114 160V158H118V152H116V149L115 148H113V146H115L116 148H117V151H120V149H121V147L123 146V142H121V140L120 139H118V138H120L121 136H122V132L121 133H118ZM147 130V129H146ZM28 132H29V135H33L34 134V136H35V138L36 137H38L39 135H41L39 132H34L35 130L34 129H32V130H27ZM26 130L25 131H23L21 128L19 129V128H17L16 127V129H15V132L16 133H11L10 134V138H9V140L7 141V142H5V144H3V142L4 141H1V138H0V153L1 154H3V156H4V158L0 161V162H2V164L6 167L7 165L8 166H10L11 165V167L13 168V169H16L15 167H17L18 169V171L17 170H14V172H17L18 174H19V171L21 170V169H24L25 167V169H31V166H23V167H21L20 165H18L17 164V160H15V158H11L10 157V155L14 152V148H13V144H11L10 143V140L11 141H13V140H15L16 139V137L15 136H17V135H19V132H20V134L22 133V135H25L24 133L25 132H27ZM72 131H74L73 133H72ZM78 131V132H77ZM125 131V132H124ZM144 131V132H143ZM248 131V132H247ZM75 132L77 133V135L79 136L78 137V139H77V135L75 134ZM108 132V133H107ZM110 132V133H109ZM113 132H115V134H117V135H115ZM117 132V133H116ZM135 132L137 133V138L135 137ZM71 133H72V135H71ZM149 133H151L152 135H149ZM59 133H54L53 134V137H55L56 139H53L54 141H53V145H57L58 143H60V141H61V137H57V135H58ZM105 135V137L103 138V136ZM123 134V136H125ZM140 135V137L142 138H139V135ZM146 134V135H145ZM28 135V134H27ZM74 135V136H73ZM76 135V136H75ZM102 136L101 138L99 137V139H98V136ZM107 135V136H106ZM114 135V136H113ZM118 135H120V136H118ZM243 135V136H244ZM245 135V136H246ZM73 138H72V137ZM109 136V137H108ZM244 136V137H245ZM92 137V138H91ZM94 137V138H93ZM116 137H118V138H116ZM132 137V138H131ZM12 138H14V139H12ZM89 138V139H88ZM77 139V140H76ZM96 139V141H94L93 142V140H95ZM98 139V140H97ZM106 140V141H101V140ZM107 139H109V140H107ZM114 141H113V140ZM89 140H91V141H89ZM139 140H141V142L142 143H145V144H142L140 141L138 142ZM147 140V141H146ZM152 140H154V141H152ZM59 141V142H58ZM101 142V144H103V145H101L100 144V142ZM116 141V143L118 142V144L117 145H115L116 143H114ZM137 141V142H136ZM144 141H146V142H144ZM168 141H169V143H168ZM187 141H189L188 139H187ZM80 142V143H79ZM103 142V143H102ZM107 144H106V143ZM110 143V144H109ZM138 143V144H137ZM146 143H147V145H149V146H147L146 145ZM166 143H168V145H169V147H168V145L166 144ZM172 143V144H171ZM92 144H95L94 146L92 145ZM105 144V145H104ZM111 144L113 145L112 147H110L111 146ZM122 144V145H121ZM140 144V145H139ZM142 144V145H141ZM166 144V145H165ZM144 145H146V147L144 146ZM172 145H173V147H172ZM94 147V149H95V151L92 149L93 147ZM104 146V147H103ZM108 148V150H109V152L107 151V148ZM133 146V147H134ZM165 146H166V148H165ZM118 147L120 148V149H118ZM87 148V150H88V148H89V150H90V153L89 154H91V155H93L94 154V152H95V155L92 157V156H90V157H92V158H83L82 160L80 159L81 158V156H83L84 155V153L87 151H85V149ZM111 148L112 149H114V150H111ZM232 148V147H231ZM229 149V158H228V160H229V162H220L219 160H217V159H214V158H200V155H199V153H198V151H195L194 150V152H192V155H193V153L194 154H196V156H193V157H195L194 159L193 158H187V163L188 164H190L191 166L193 165V168L195 169V171L198 173V175L200 174V173H205L204 174V176H205V178H206V182H208L207 183V186H200V190H202L201 192L202 193H200V195H199V193H198V195H197V193H195L194 195H195V199H196V206H198L199 208H196V211L197 212H200V214H202L203 212H204V214L205 215H207V216H205L204 214H202V221H205L204 219H206V221H207V223H206V221H205V223L206 224H208V225H206V224H204L203 222H202V226L203 227H201L202 229H200L201 230V232H200V230L199 231H196L197 232V238L199 239V244L197 245V247L198 248H200V249H198V248H196V245L195 246H193V245H189L188 247H186V250H185V252H184V255H183V262H182V264H218V261H217V258H215V257H213V256H211L210 254H209V251L207 250V248H205L206 247V245H205V243L207 242V239L210 237V233L208 232V230H209V224L211 225V224H213V225H215V226H218V227H216L215 228V226H214V228L217 230V232H218V234L220 235L219 236V241L222 243V246H223V248H224V251L226 252V253H228V255H229V259H228V262H226V263H224V264H264V213H262L261 212V214H260V212H258V211H253V210H250L251 209V207H249L250 205H251V202H250V198H252L251 196V192H253V190H254V187H255V174L254 173H256V171L255 170H257V167H256V163H257V157H258V155L257 154H255V153H257L255 150H253L252 152H249L247 155L246 154H244V156H242L241 158H230L233 154H235L236 155V157L237 156H239V154H238V151H239V149L241 148L240 146H238V148L236 147L235 149L233 148V149ZM162 149V150H161ZM166 149V150H165ZM171 151H170V150ZM237 149V150H236ZM92 150V151H91ZM100 150V152H98ZM165 150V152H163ZM85 151V152H84ZM113 152V156H112V152ZM161 151V152H160ZM169 153H168V152ZM231 151V152H230ZM237 151V152H236ZM76 152H77V154H76ZM82 154H80V153ZM146 152V153H145ZM168 154H167V153ZM233 152H235V153H233ZM162 153H163V155H164V157H163V155H162ZM166 153V154H165ZM251 153V154H250ZM109 154V155H108ZM145 154V155H144ZM78 157H77V156ZM115 155H116V157H115ZM198 155V156H197ZM248 155H250V156H252V157H250V156H248ZM255 155V156H254ZM72 156H74V157H72ZM148 157V158H145V157ZM150 156V157H149ZM170 156L172 157L173 155H172V153L170 154ZM246 156V157H245ZM72 158V160H71V158ZM199 157V158H198ZM78 158V159H77ZM108 158H106V159H108ZM153 158V159H152ZM74 159L76 160V162L74 161ZM79 159L81 160V161H79ZM89 159V160H88ZM144 159H146V161L144 160ZM171 159H176V158H171ZM188 159H190V161H188ZM209 159V160H208ZM253 159V160H252ZM63 160V161H62ZM67 160H69V161H67ZM88 160V161H90V162H86V161ZM211 160V161H210ZM93 161V162H94ZM212 161H213V163H212ZM218 161V162H217ZM256 161V162H255ZM73 162V163H72ZM83 164H82V163ZM84 162H85V164H84ZM216 162V163H215ZM9 163V164H8ZM11 163V164H10ZM14 163V164H13ZM70 163L72 164V166L74 165V163L76 164V165H74V168L70 165ZM235 163V164H234ZM13 164V165H12ZM66 164V165H65ZM107 164V165H106ZM211 164V165H210ZM236 164H238V167H237V165ZM69 165V166H68ZM81 165L84 167H81ZM110 164L109 163H107L106 161H105V163H104V166L105 167H108ZM207 165H208V167H207ZM219 166V168H217L218 166ZM63 167V172H61V174H60V171L62 170L61 168ZM112 166V165H111ZM211 166H212V168H211ZM227 166H228V168H227ZM229 166H231V167H229ZM11 167H7V168H9L10 170H13ZM69 167H71V169H72V174H71V169L69 168V170H68V168ZM80 169H79V168ZM215 167H216V169H215ZM54 168V169H53ZM59 168V169H58ZM65 168H67V170H64ZM76 168H78V169H76ZM230 168V169H229ZM231 168H232V170H231ZM234 168H235V170H234ZM242 168H244V171H243V169ZM112 169H114L113 168V166H112ZM218 169H219V171H218ZM221 169H223V170H221ZM239 169V170H238ZM242 169V170H241ZM9 170V171H10ZM59 170V171H58ZM115 170V169H114ZM218 172H217V171ZM230 170V171H229ZM54 171H57V173L58 174H56V172L54 173ZM68 171H70L69 173H70V175H72V176H69L68 174ZM73 171H75V172H73ZM82 171V173H84V174H82L81 173V175H80V172ZM207 171V172H206ZM224 171V172H223ZM232 171V172H231ZM235 171V173L237 174V176H236V174L235 173H233ZM229 172V173H228ZM230 172H231V174H230ZM243 172H244V175L246 174V176H244L243 175ZM254 172V173H253ZM50 173V174H49ZM52 173H53V175H52ZM63 173V174H62ZM66 173V174H65ZM74 173V174H73ZM222 173V175L220 176V174ZM233 173V174H232ZM253 173V174H252ZM228 174H230V175H228ZM235 174V175H234ZM251 174V175H250ZM54 175H56L55 176V179H54ZM57 175H59V177L57 176ZM233 176V178H232V176ZM252 175H253V177H252ZM220 176V177H219ZM224 176V177H223ZM228 176V177H227ZM52 179H51V178ZM221 177H223V178H221ZM231 177V178H230ZM252 177V178H251ZM74 178V179H73ZM78 178H80V179H78ZM82 178V179H81ZM134 178V177H133ZM228 178H230L229 180L230 181H232V182H236L235 183V185H231V184H234V183H230L229 181H228ZM235 178V179H234ZM235 181H234V180ZM238 179V182L236 181ZM242 181H241V180ZM132 180V179H131ZM226 182H225V181ZM252 180V181H251ZM221 181H224V183L223 182H221ZM228 181V182H227ZM129 182H130V186H128L129 185ZM140 183L141 185H138V183ZM211 182V183H210ZM239 182H241V183H239ZM254 182V183H253ZM63 183H64V185H63ZM90 183V184H89ZM225 183H227L228 184V186H227V184H225ZM65 184L67 185V187H68V189L67 188H65L66 186H65ZM132 184V185H131ZM223 184V185H222ZM224 184L226 185V186H224ZM88 185H90V186H88ZM127 187H126V186ZM138 185V186H137ZM214 185V186H213ZM242 185V186H241ZM62 186H65V187H62ZM119 186V185H118ZM143 186V190H146V192H144V194H143V192H142V190H140V188ZM210 186H212V187H214V188H212V187H210ZM224 186V187H223ZM231 188H230V187ZM233 186H235L237 189H235V187H233ZM238 186V187H237ZM241 186V187H240ZM250 188H248V187ZM62 187V188H61ZM206 188V190H208V191H206L205 192V188ZM208 187V188H207ZM15 188V189H14ZM91 188L93 189V191L91 190ZM138 188H139V190H138ZM204 188V189H203ZM217 188V189H216ZM219 188H221L222 190H220ZM241 189L242 191H244V192H238V189ZM242 188H244V190L242 189ZM248 188V189H247ZM21 189H23V190H21ZM65 189V190H64ZM67 189V190H66ZM142 189V188H141ZM216 190V192H218V190H219V192H218V194H216L215 193V190ZM226 189V190H225ZM229 189H232V190H229ZM239 189V190H240ZM246 189V190H245ZM135 190V192H133ZM224 190V191H223ZM250 190V191H249ZM25 191H27V192H29V195H30V197H29V195H28V193L27 192H25ZM109 192L110 191V193L111 194H114L115 192L120 196V199H121V202L124 204L123 206L126 208V207H128L129 208V210H131L136 216H138V218H140V220L142 221V227L144 228L143 230V232H145V234H143V232L140 234L141 236L140 237H142V238H138L137 236V239H133V238H136V237H132L131 235H129V233H128V231H129V227H127V225H128V222L126 221L127 219H126V217H123V215L125 216L126 214H125V211L123 212V210H119L118 211V215L120 214V213H123V214H120V216H117V214L116 215H112V214H110L108 211H106V210H104V209H102V208H100L98 205H96V202H95V199H94V201H93V198L94 197H92V196H94V195H96V194H98L99 192ZM204 191V192H203ZM225 191H227V192H225ZM229 191H230V193H229ZM233 191V192H232ZM234 191H236L235 193H234ZM246 191V192H245ZM62 192V193H63ZM66 192V193H65ZM94 192H96V194L94 193ZM119 192H121V193H119ZM137 192H138V194H137ZM142 194H141V193ZM247 192H249V193H247ZM93 193V194H92ZM222 193V194H221ZM238 193V194H237ZM242 195H241V194ZM244 193V194H243ZM246 193V194H245ZM121 194V195H120ZM139 194H141V196L139 195ZM145 194L147 195V196H145ZM221 194V195H220ZM224 194H225V196H226V194H227V196H226V199H225V196H224ZM263 194H264V191H263ZM18 195H20V196H18ZM40 195V194H39ZM39 195L37 194V196L39 197ZM143 195V196H142ZM204 195V196H203ZM205 195H207L206 197H205ZM210 195V196H209ZM238 195H241V197L240 196H238ZM17 196V197H16ZM32 196V197H31ZM69 196H70V198H69ZM122 196V197H121ZM214 196H215V198H214ZM219 197V201L217 200L218 199V197ZM230 198H229V197ZM246 196V197H245ZM248 196V197H247ZM96 197V196H95ZM140 197V198H139ZM142 197V198H141ZM145 198V200H144V198ZM147 197V198H146ZM198 197V198H197ZM204 197V199H205V201H204V199L202 200V198ZM217 197V198H216ZM263 197H264V195H263ZM14 198V199H15ZM25 200H23V199ZM92 199V200H89V199ZM201 199V201H200V199ZM240 198H241V200H240ZM136 199H137V201H136ZM229 199V200H228ZM248 199H249V201H248ZM19 200V201H18ZM34 202V203H36V204H34V203H32V201ZM35 200V201H34ZM49 200V199H48ZM69 200V201H70ZM144 200V201H143ZM206 200H207V202H206ZM214 200V201H213ZM226 200V201H225ZM264 200V199H263ZM47 201V200H46ZM71 201L69 202V204H72L71 203ZM87 201V202H86ZM222 201V202H221ZM244 201V202H243ZM47 202H49V201H47ZM51 202V201H50ZM49 202V203H50ZM212 202L214 203V205L216 204H218L216 207L214 206H210V205H213L212 204ZM220 202V203H219ZM245 202H247V204L245 203ZM250 202V203H249ZM27 203H28V205H27ZM79 203V204H78ZM143 203V204H142ZM29 204H30V206H29ZM34 206H33V205ZM84 204V205H83ZM142 204V205H141ZM209 204V205H208ZM242 204V205H241ZM24 205V206H23ZM27 205V206H26ZM36 205V206H35ZM38 205V206H37ZM208 205V206H207ZM221 205V206H220ZM240 205V206H239ZM245 205V206H244ZM247 205V206H246ZM249 205V206H248ZM29 206V207H28ZM40 206V207H39ZM218 206H219V208H218ZM29 209H28V208ZM34 207H35V211H33V209H34ZM37 207H38V209L40 210H38L37 209ZM42 207H44V208H46L47 207V210L48 209H50L49 211H47V210H45V209H43ZM246 208V210H245V208ZM31 208V209H30ZM33 208V209H32ZM44 210V212H42L43 210ZM55 208L56 209H58V210H55ZM64 208V207H63ZM94 208V209H93ZM124 208V209H125ZM144 208V209H143ZM200 208H202L201 209V211H198V210H200ZM218 208V209H217ZM248 208H250V209H248ZM21 209V210H20ZM67 209V210H66ZM74 209H72L73 211H75ZM79 209H81V208H79ZM135 211H133V210ZM30 210V211H29ZM33 212H32V211ZM64 210V212H66V213H68V215H70V213L71 212H73V211H71V210H68V207L66 208V206H65V208L63 209ZM218 210V211H217ZM245 210V211H244ZM262 210H263V212H264V201H263V204H262ZM32 212V216H30V213H27V212ZM38 211V212H37ZM68 211V212H67ZM71 211V212H70ZM121 211V212H120ZM207 211V212H206ZM251 211L253 212V213H251ZM35 212V215H37V213L39 214V215H43L41 218L38 216V217H36L33 213ZM249 212H250V215H249ZM255 212V213H254ZM42 213V214H41ZM46 213V214H47ZM108 213V214H107ZM27 214H28V216H27ZM48 214H50V213H48ZM140 214V215H139ZM158 214V215H157ZM11 215V216H10ZM13 213H11V212H6V216H5V227L6 226H8V227H6L7 229H10V230H12V231H18V235H16V236H13V239H14V241H16V242H18L19 244H25V243H23V242H25L27 239H26V237H23V236H21V232H23V226H22V224H20L19 226H17L18 224H16L15 225V223H13V220H14V218H13ZM206 217H204V216ZM249 215V216H248ZM112 216V217H111ZM142 218H141V217ZM160 216V217H159ZM9 217V218H8ZM114 217V218H113ZM123 217V218H122ZM161 217H164V218H161ZM25 218V219H24ZM33 218V219H32ZM37 220H35V219ZM37 218H40V219H37ZM161 218V219H160ZM13 219V220H12ZM125 219V220H124ZM164 219V220H163ZM11 220V221H10ZM32 220H34V221H32ZM44 220V221H43ZM45 220H46V222H45ZM143 220H145V221H143ZM158 220V221H157ZM163 220V221H162ZM166 220V221H165ZM214 220V221H213ZM48 221V222H47ZM160 221V222H159ZM161 221H162V224H161ZM213 223H212V222ZM107 222V223H106ZM158 222V223H157ZM165 222V223H164ZM211 222V223H210ZM215 222V223H214ZM8 223V224H7ZM44 223H45V225H44ZM61 223V225H59ZM63 223H65V224H63ZM100 223V224H101ZM160 223V224H159ZM57 224H58V226H57ZM157 224V225H156ZM163 224H165V225H163ZM218 224V225H217ZM13 225H15V226H13ZM147 225V226H146ZM150 225V226H149ZM151 225H152V227H151ZM154 225V226H153ZM156 225V226H155ZM161 225V226H160ZM22 226V227H21ZM37 227H38V225H36ZM45 226V227H44ZM70 226V227H69ZM129 226V225H128ZM159 226V227H158ZM162 226H164V227H162ZM168 226V225H167ZM17 227V228H16ZM39 227H41V226H39ZM44 227V228H43ZM58 227V228H57ZM135 227V226H134ZM134 227H133V230H134ZM156 227V228H155ZM162 227V228H161ZM169 227V226H168ZM205 227V229H203ZM208 227V228H207ZM257 227V228H256ZM16 228V229H15ZM21 228V229H20ZM47 228V229H46ZM68 228V229H67ZM78 228H80L79 230H78ZM82 228V229H81ZM114 228V229H113ZM145 228H146V230H145ZM152 228V229H151ZM161 228V229H160ZM220 230H219V229ZM19 229V230H18ZM32 229H35V227H33ZM40 228H37V230L39 231V234H41L43 231L41 230ZM57 229H58V231H57ZM71 229V230H70ZM85 229V230H84ZM157 229V230H156ZM208 229V230H207ZM21 230V231H20ZM55 230V231H54ZM75 230V231H74ZM122 230V231H121ZM128 230V231H127ZM154 230V231H153ZM159 230V231H158ZM202 230L205 232V233H207V234H205L204 232L202 233ZM2 231V233H3V235H4V233L6 232V230H0V232ZM8 231V230H7ZM16 231V232H17ZM74 231V232H73ZM112 231H114V232H116L117 233V235H114L113 233H112ZM125 231H127V232H125ZM207 231V232H206ZM87 232H88V234H87ZM121 232V233H120ZM160 232V233H159ZM195 232V231H194ZM2 233H0L1 235H2ZM90 233H91V235H90ZM108 233V234H107ZM112 233V234H111ZM128 233V234H127ZM172 233V234H171ZM20 234V235H19ZM106 234V235H105ZM124 235L123 237L121 236V235ZM155 234H158V235H155ZM174 234H176L175 236H176V238H175V236H174ZM89 235L91 236V237H89ZM93 235H94V237H93ZM104 235V236H103ZM172 235V237H169V236H171ZM206 235H208V236H206ZM226 235V236H225ZM119 236V237H118ZM17 237V238H16ZM20 237V238H19ZM38 239H39V237L38 236H36ZM85 237H88V242H87V240L85 239ZM177 237L179 238V239H177ZM2 237H0V240H5L4 239V237L1 239ZM15 238H16V240H15ZM89 238H90V240H89ZM133 239V241H134V243H132L133 241H132V239ZM156 238V239H155ZM24 239H26V240H24ZM103 241H102V240ZM122 239V240H121ZM165 239V238H164ZM24 240V241H23ZM106 240V241H105ZM108 240V241H107ZM203 240V241H202ZM22 243H21V242ZM92 241V242H91ZM101 241V242H100ZM114 241V243H112ZM130 241V242H129ZM138 243H137V242ZM139 241H142V242H139ZM145 241V242H144ZM148 241V242H147ZM88 243L89 244V247L87 246V244L86 243ZM103 242V243H102ZM110 242L112 243V244H110ZM115 242H116V245H115ZM136 242V243H135ZM152 242V243H151ZM158 242V243H157ZM204 242V243H203ZM58 243H60V244H58ZM102 243V244H101ZM109 243V244H108ZM141 243V244H140ZM146 243V244H145ZM147 243H148V245H147ZM160 243L162 244V245H160ZM204 245H203V244ZM91 244V245H90ZM93 244H94V246H93ZM108 246H107V245ZM114 244V245H113ZM140 244V245H139ZM143 244V245H142ZM156 244V245H155ZM175 244V246H172V245H174ZM202 244V245H201ZM70 245V246H69ZM76 245H78V246H76ZM81 245V246H80ZM83 245V246H82ZM132 245L134 246V247H132ZM142 245V246H141ZM145 245V246H144ZM150 245V247H152ZM168 245H171L170 247L168 246ZM200 245V246H199ZM75 246V247H74ZM93 246V247H92ZM111 246H113V247H111ZM116 246V247H115ZM119 246V247H118ZM139 246V247H138ZM168 246V247H167ZM131 247V248H130ZM136 247V248H135ZM142 247V248H143ZM162 247V248H161ZM193 247H195V249L193 248ZM262 247V248H261ZM110 248H113V249H110ZM116 248H118V249H116ZM135 248V249H134ZM143 248V250H145ZM161 248V249H160ZM169 248V250H167ZM201 248H203L204 249V251H203V249H201ZM84 249H86V251L84 250ZM115 249V250H114ZM120 249V250H119ZM133 249V250H132ZM189 249V250H188ZM191 249L193 250V251H191ZM100 250V251H99ZM102 250V251H101ZM117 250V251H116ZM143 250H141V251H143ZM162 252H161V251ZM165 250L167 251V252H165ZM173 250V251H172ZM174 250H175V252H174ZM195 250V251H194ZM200 251V252H196V251ZM111 251H113V252H111ZM116 251V252H115ZM138 251V252H139ZM39 253H38V255L40 254V256H41V253H40V250L38 251ZM85 252V253H84ZM103 252V253H102ZM117 252H119V253H117ZM171 252H174V253H171ZM194 252V253H193ZM198 253V254H196V253ZM117 253V254H116ZM161 253V254H160ZM163 253H166L165 255L163 254ZM99 254V255H98ZM116 254V255H115ZM118 254H120V255H118ZM132 254V255H131ZM175 254V255H174ZM178 255V254H177ZM101 256H103V258L101 257ZM113 256V257H112ZM115 256V257H114ZM131 256V257H130ZM157 256V257H156ZM160 256H162V258H164V259H162ZM62 257H61V261H63L64 259H62ZM101 259H100V258ZM105 257V258H104ZM119 257V258H118ZM159 257V258H158ZM173 257H175L174 259L175 260H173L172 261V259H173ZM213 257V258H212ZM107 258V259H106ZM171 258V259H170ZM40 259V258H39ZM38 259V264H40L41 263V259L39 260ZM102 259H105V261L104 260H102ZM119 259H120V261H119ZM263 259V260H262ZM4 261L5 263H7V264H10L12 261H13V256L11 255V254H7V253H5V252H3L2 254H0V261ZM64 260V261H65ZM114 260H116V261H114ZM60 261V262H61ZM101 261L103 262V263H101ZM24 264H31V262L29 261V259H26V260H24ZM36 262L37 261H35L34 263H32V264H36ZM106 262V263H105ZM262 262V263H261ZM67 263V264H68ZM72 262H70L69 264H71ZM176 263V262H175ZM42 264V263H41Z\"/></svg>",
    "mask_w": 264,
    "mask_h": 264
}]
</instances>
